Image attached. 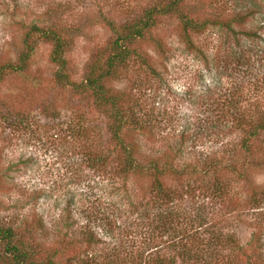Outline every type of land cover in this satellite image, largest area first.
Masks as SVG:
<instances>
[{"label": "rangeland", "instance_id": "obj_1", "mask_svg": "<svg viewBox=\"0 0 264 264\" xmlns=\"http://www.w3.org/2000/svg\"><path fill=\"white\" fill-rule=\"evenodd\" d=\"M162 1L0 0V220L33 233L40 264L264 262V166L241 141L264 115V0H187L206 29L185 34L164 16L139 43L152 68L133 62L114 85L139 120L128 138L140 165L162 156L181 173L164 179L179 191L168 219L154 172L127 173L109 119L68 82H82L112 44L107 20L124 24ZM238 13L251 15L214 25ZM34 25L68 40L64 85ZM27 54V72L7 68ZM218 182L223 200L213 197Z\"/></svg>", "mask_w": 264, "mask_h": 264}, {"label": "trees", "instance_id": "obj_2", "mask_svg": "<svg viewBox=\"0 0 264 264\" xmlns=\"http://www.w3.org/2000/svg\"><path fill=\"white\" fill-rule=\"evenodd\" d=\"M187 0H164L160 3L149 6L139 15L127 18L124 24L110 22L107 20L109 29L114 34L112 44L105 51H99L98 54L89 62L86 68L84 79L80 83H75L68 80L79 94L92 96L95 99V109L100 111L102 115L109 119V131L113 137L116 148L114 151L125 158L127 173H133L142 168H148V171L154 172L153 193L157 201L162 205L161 214L170 203H173L178 196L179 191L172 186H168L164 182L166 175L176 176L181 175L173 169V165L162 167L161 159H152L148 165H140L137 157H135V146L128 138V133L131 124L138 125L139 120L136 115L130 110V96L124 90H117L115 83L118 82L122 75L129 70L133 62L140 61L142 65H150V58L145 52H142L139 43L145 40L153 29L160 23L164 16L176 17L181 25L182 31L185 34L201 33L207 27V22L201 23L197 21L196 13L188 12L189 7L186 6ZM191 10V9H190ZM251 13L243 15L242 13L234 14L229 22L222 17L218 18V24H242L246 23ZM114 21V20H113ZM214 23V20H212ZM33 31L42 33V38L45 41L52 42L53 53L51 61L59 66L57 73L54 75L58 84L64 85L68 74L62 72L66 70L68 59L66 58V49L69 45L68 40L58 33L56 30L49 27L48 30H42L39 26L34 25ZM73 31V30H71ZM155 41V40H154ZM156 42V41H155ZM162 44L156 42V49L162 52ZM29 54L19 58L18 65H9L7 68L15 72H27ZM2 73L0 72V80ZM67 82V81H66ZM88 99V98H86ZM264 112V111H263ZM256 126H253L249 132L242 129L246 137L242 139V147L249 151L255 150L260 156H255L257 160L256 167L264 166V115L258 112ZM254 118V117H253ZM255 120V118H254ZM252 120V121H254ZM263 120V121H262ZM250 121V123H252ZM255 122V121H254ZM253 149V150H252ZM230 167V166H229ZM251 185V184H250ZM252 189V188H251ZM248 189V192L249 190ZM257 187L252 190L250 202L258 205ZM254 191V192H253ZM227 194L224 185L218 182L214 184L213 197H218L223 200V195ZM221 197V198H220ZM172 211V210H171ZM168 219V216L163 214L162 220ZM29 236H33L30 230L21 229L20 227L6 225L0 220V264H40L38 261V247L30 242ZM89 244L91 241L88 239ZM264 260V259H263ZM139 264H176L175 261L167 257L150 258L148 261H141ZM202 264V263H199ZM258 264H264L260 261Z\"/></svg>", "mask_w": 264, "mask_h": 264}]
</instances>
